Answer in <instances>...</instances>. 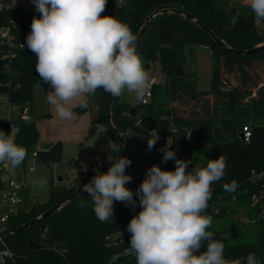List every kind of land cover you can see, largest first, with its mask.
Returning a JSON list of instances; mask_svg holds the SVG:
<instances>
[{"label": "trees", "instance_id": "trees-1", "mask_svg": "<svg viewBox=\"0 0 264 264\" xmlns=\"http://www.w3.org/2000/svg\"><path fill=\"white\" fill-rule=\"evenodd\" d=\"M0 2L4 4L0 11V28L16 20V41L25 44L32 19L40 13L14 6L7 9L11 0ZM167 9L194 15L225 46L184 14H159L150 21L138 55L145 64L160 61L165 81L152 84V98L146 105L130 100L124 90L115 97L111 107L112 126L131 151V164L126 174L131 176V181L126 182L125 187L133 192L135 208L114 200L113 217L101 222L93 211L92 197L82 192L7 242V247L17 255L18 264H137L135 256L126 253L131 237L127 225L142 210L136 190L145 179L146 171L154 164H159L162 170H175V160L162 162L163 152L160 151L172 124L178 129L172 150L179 153L177 159L192 161L187 171L195 166L206 167L210 159L226 158L225 174L212 184V196L203 214L212 217V221L225 220L222 221L224 225L243 226L246 224L235 220V215L242 213L256 229L254 242L224 243L225 258L231 263L239 260L246 264L248 255L254 254L258 264H264V177L255 176L264 173V50L251 56L237 55L229 50L248 51L264 44V21L259 25L254 15L243 17L233 5L219 7L216 0H107L102 15L117 17L137 37L153 12ZM194 46H208L212 52L213 79L208 91H199L196 73L189 72L186 51ZM2 56L0 48V94L6 95L9 104L21 114L11 120L0 119V131L10 133L15 143L26 149L25 160L15 168L16 178L21 181L19 173L26 171L29 155L40 142L36 123L23 115L32 104L35 85H41L46 92L53 89L39 77L35 53L28 48L18 53L8 69L4 67ZM108 97L109 93L102 88L92 95L99 110L93 123L106 126L113 141L110 158L116 161L127 155L108 123ZM90 110L91 103H87L74 111L82 114ZM139 118L142 124L136 126ZM245 126L252 130L249 142L240 138ZM157 136L155 146L149 151L147 140ZM63 149L61 142H54L45 150H37V163H59ZM108 157L82 171L69 188L53 186L44 203H29L25 188L24 203L9 217L7 230L2 235L42 216L88 183L97 174L94 169L107 172L111 166ZM1 167L2 164L0 199L6 183ZM232 181L237 182L238 188L228 193L223 185ZM255 196L260 197L258 202L254 201ZM31 241L37 246L30 245ZM206 250L207 243L203 242L196 254Z\"/></svg>", "mask_w": 264, "mask_h": 264}, {"label": "clouds", "instance_id": "clouds-1", "mask_svg": "<svg viewBox=\"0 0 264 264\" xmlns=\"http://www.w3.org/2000/svg\"><path fill=\"white\" fill-rule=\"evenodd\" d=\"M32 3L40 16L33 17L25 44L35 53L39 77L53 89L47 92L46 100L60 119H72L76 103L82 106L85 96L101 88L113 97L127 90L143 99L150 76L137 54V37L117 17L102 15L107 0ZM248 6L257 21H264V0H249ZM157 139L147 140L149 151ZM172 143L169 137L160 151L162 162L175 160V170L152 165L136 190L142 210L127 225L131 233L128 251L137 264H231L224 256L222 240L208 230L212 217L203 214L212 196V184L225 174L226 158L210 159L206 167L187 171L192 161L177 159ZM26 156V149L16 144L10 133L0 131V164L15 169ZM108 159V171L94 169L97 174L82 186L92 197L93 211L101 222L113 217L114 200L136 206L133 192L125 187L131 181V176L125 175L131 160L126 156ZM45 184L43 179L37 182L39 187ZM223 188L232 193L238 184L232 181ZM204 241H208L207 250L197 255ZM246 264H258L254 254L248 255Z\"/></svg>", "mask_w": 264, "mask_h": 264}, {"label": "rangeland", "instance_id": "rangeland-1", "mask_svg": "<svg viewBox=\"0 0 264 264\" xmlns=\"http://www.w3.org/2000/svg\"><path fill=\"white\" fill-rule=\"evenodd\" d=\"M32 2V0H28ZM219 7L227 8L233 3L237 12L243 17H250L253 14L248 6L249 0H216ZM26 10V4L21 5ZM31 9L36 11L33 3L30 4ZM189 72H195L198 81L197 87L199 91H208L211 89L213 79V56L212 53L204 46H194L186 51ZM145 70L150 76L148 90L154 83H163L165 75L163 73L160 61L145 64L142 61ZM130 100L135 101L136 96L125 90ZM47 92L39 84L34 87V97L31 106L28 107L24 116L34 121L40 134V142L34 147L30 153L26 171H20L21 181L26 185L27 200L29 203H44L50 195V190L54 186L56 188H69L68 185L74 182L79 174L86 170L87 165H95V163L110 156L113 146L112 138L105 125H95L93 122L99 115L97 105L92 100V95L85 96L82 105L91 103V110L78 114L75 108L81 106V102H77L73 108L75 115L70 120L60 119L54 109L46 100ZM13 118L20 116L18 108H12ZM33 113V116H31ZM93 126H98V130L90 136ZM15 131V129H14ZM54 142L63 144V157L59 163L43 164L36 163L35 171L30 172L31 160L33 154L37 150H45ZM75 156L79 161H75ZM17 177V172L14 174ZM62 181H59V179ZM46 180L43 187L37 186L40 180ZM256 202V201H255ZM235 220L246 225H224L223 219L212 221L209 231L215 233L216 239H221L225 244H237L254 242L255 232L253 226L247 217L242 213L235 215ZM208 243V241H204ZM235 264V263H231Z\"/></svg>", "mask_w": 264, "mask_h": 264}, {"label": "built area", "instance_id": "built-area-1", "mask_svg": "<svg viewBox=\"0 0 264 264\" xmlns=\"http://www.w3.org/2000/svg\"><path fill=\"white\" fill-rule=\"evenodd\" d=\"M13 5L7 6V9L12 8ZM4 8L3 2H0V11ZM118 10H116V13ZM258 24H261V21H257ZM17 21L12 20L9 24L6 26L0 28V48L2 49L3 56L2 59L5 61V68L8 69L10 67V63L16 59L18 53L21 50H25L27 48V45L24 43H18L16 41V35L14 33V30L16 28ZM24 47H23V45ZM207 50H210L208 46L205 47ZM212 53V52H211ZM152 98V93L149 90H147L145 96L143 99H137L135 100L136 103L141 105H146L150 102ZM12 106L9 104L7 96L4 94H0V119H8L11 120L13 118L12 113ZM23 118L29 119L28 117L23 115ZM142 119L139 118L135 125L141 126ZM252 130L250 126H245L243 128L242 134H243V142H249L251 138ZM178 129L174 124L171 125L170 134L166 137V139L162 142V145L165 146L166 140L171 137V141L173 142L171 145V148H173L174 141L177 138ZM174 151V150H173ZM176 153V157L179 154L178 152L174 151ZM75 161H79L78 157L75 156ZM37 163L36 160V154H33L32 160H31V166L29 168L30 172L35 171V164ZM158 165L159 164H155ZM92 165H87V168H91ZM2 173L5 177V189L2 192V196L0 199V240L5 237L2 234L7 230V222L9 220V217L17 213V211L20 209V207L24 203V190L26 188V185L18 180L16 176L14 175L16 173V169H11L7 164H2L1 167ZM257 178L264 177V173L255 175ZM70 186V185H68ZM260 197L255 196L254 201L258 202ZM0 264H18V257L14 254L13 251H11L7 247V242H2L0 246ZM126 253H130L128 250Z\"/></svg>", "mask_w": 264, "mask_h": 264}, {"label": "water", "instance_id": "water-1", "mask_svg": "<svg viewBox=\"0 0 264 264\" xmlns=\"http://www.w3.org/2000/svg\"><path fill=\"white\" fill-rule=\"evenodd\" d=\"M169 12H173L175 14H184L186 15V17L189 20H195L196 24L201 28L202 31H204L206 34H208L209 36H211L213 39H215V41L217 43H219L221 46H225V43L223 41L218 40L215 35L213 34L212 30H210L201 20H197L195 18L194 15L191 14H186L181 10L178 9H172V10H161V11H155L153 12L147 19H146V23L145 25L142 27V29L140 30L138 36H137V40H136V51L137 54L140 50V46H141V42L143 37L145 36L147 29H148V25L150 23V21L156 17L159 14H165V13H169ZM231 52H233L234 54L237 55H245V56H251V55H255L257 53H260L261 51L264 50V44H261L260 46L252 49V50H248V51H240V50H236V49H229ZM115 97H113L112 95L109 94L108 97V101H107V106H106V112H107V118H108V123L111 126L113 132L115 133V135L117 136V138L119 139L120 143L124 146V151L127 155V157L131 160V151L130 148L128 146V144L126 143V141L124 140V138L119 134L118 130L115 129L112 126L111 123V107L114 103ZM98 130V126H93L91 132H90V136H92L96 131ZM240 138L243 141V134H240ZM129 170V166L126 167L125 169V175L127 174ZM59 181H62V179L60 178ZM83 186V185H82ZM82 186H80L79 188H77L74 192H72L67 198H65L64 200H62L60 203L56 204L55 206H53L51 209H49L47 212H45L42 216L38 217V218H34L31 221H29L28 223H26L24 226L16 229L14 232L6 235L2 241L0 240V246L2 244V242H8L12 237L20 234L21 232H23L24 230H26L27 228L35 225L36 223H38L39 221H41L42 219H45L47 217H49L50 215H52L54 212H56L57 210H59L64 204H66L67 202H70L72 200H74L79 194H81L82 192ZM30 245L32 246H37L35 241H31Z\"/></svg>", "mask_w": 264, "mask_h": 264}, {"label": "crops", "instance_id": "crops-1", "mask_svg": "<svg viewBox=\"0 0 264 264\" xmlns=\"http://www.w3.org/2000/svg\"><path fill=\"white\" fill-rule=\"evenodd\" d=\"M11 3L14 7H19V8H23L21 5L22 4H26V10H32L34 11L33 9H31L30 7V4L32 2H29L28 0H11ZM234 5L233 3H230L229 6H232ZM260 25V24H259ZM135 102V101H134Z\"/></svg>", "mask_w": 264, "mask_h": 264}]
</instances>
